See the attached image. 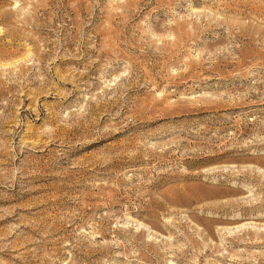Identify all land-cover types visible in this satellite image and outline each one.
I'll return each mask as SVG.
<instances>
[{
  "label": "rangeland",
  "instance_id": "1",
  "mask_svg": "<svg viewBox=\"0 0 264 264\" xmlns=\"http://www.w3.org/2000/svg\"><path fill=\"white\" fill-rule=\"evenodd\" d=\"M1 12L0 264H264V0Z\"/></svg>",
  "mask_w": 264,
  "mask_h": 264
},
{
  "label": "bare ground",
  "instance_id": "2",
  "mask_svg": "<svg viewBox=\"0 0 264 264\" xmlns=\"http://www.w3.org/2000/svg\"><path fill=\"white\" fill-rule=\"evenodd\" d=\"M255 8H256V7H255ZM0 16L3 18V17H5L6 15H4L3 12H1V13H0ZM27 53H28V51H27ZM10 64H13V63H10ZM10 64H9V65H10ZM14 64H15V62H14ZM3 65H5V64H0V66H3ZM261 163L264 164V161H262Z\"/></svg>",
  "mask_w": 264,
  "mask_h": 264
}]
</instances>
